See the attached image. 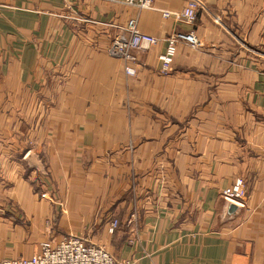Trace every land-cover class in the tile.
<instances>
[{"label": "crops", "instance_id": "1", "mask_svg": "<svg viewBox=\"0 0 264 264\" xmlns=\"http://www.w3.org/2000/svg\"><path fill=\"white\" fill-rule=\"evenodd\" d=\"M199 1L189 25L163 15L188 0H0V259L78 235L134 264H264V0ZM130 19L161 39L134 75L108 53ZM176 31L202 45L163 75Z\"/></svg>", "mask_w": 264, "mask_h": 264}, {"label": "built area", "instance_id": "2", "mask_svg": "<svg viewBox=\"0 0 264 264\" xmlns=\"http://www.w3.org/2000/svg\"><path fill=\"white\" fill-rule=\"evenodd\" d=\"M130 5L140 8H152L153 0H127ZM202 4L199 0H188L182 11H163L164 17H173L180 22L194 25L198 21ZM160 38L143 32L136 19H130L126 25L117 26L116 34L108 49L110 55L125 61V71L129 75L136 74L134 64L139 57L149 51L160 42ZM167 46L159 59L161 71L168 74L172 71L178 44L186 42L193 48H199L202 44L194 32L176 31L166 37ZM223 197L230 202L245 206L248 196V188L243 178H237L231 185L224 188ZM42 196H46L45 193ZM118 219L109 223L108 230L115 233L119 227ZM0 264H134L130 260H117L105 247L89 242L83 236L69 235L61 240H45L39 250L30 257H16L0 259Z\"/></svg>", "mask_w": 264, "mask_h": 264}, {"label": "water", "instance_id": "3", "mask_svg": "<svg viewBox=\"0 0 264 264\" xmlns=\"http://www.w3.org/2000/svg\"><path fill=\"white\" fill-rule=\"evenodd\" d=\"M27 159L29 160L30 164L35 165V166L39 167L40 169L43 168L41 160H40L39 157L34 153V151H30V152L27 154ZM229 202H230V201H229ZM230 203H233V202H230ZM231 206L235 207L236 204L234 205V203H233ZM237 206H238V205H237ZM238 207H239V206H238Z\"/></svg>", "mask_w": 264, "mask_h": 264}, {"label": "rangeland", "instance_id": "4", "mask_svg": "<svg viewBox=\"0 0 264 264\" xmlns=\"http://www.w3.org/2000/svg\"><path fill=\"white\" fill-rule=\"evenodd\" d=\"M113 39V38H112ZM112 39H111V42H112ZM111 42H110V45H111ZM110 47V46H109ZM109 53V52H108ZM148 55V53L146 54H143L139 57V60H138V63L141 62V61H145L144 59L146 58V56ZM112 56V55H111ZM114 57V56H113ZM118 58V57H116ZM160 73L163 74V75H167V74H164L162 71H161V67H160Z\"/></svg>", "mask_w": 264, "mask_h": 264}]
</instances>
